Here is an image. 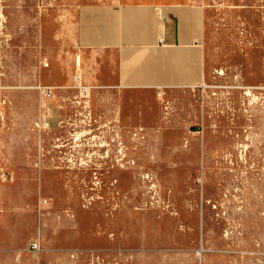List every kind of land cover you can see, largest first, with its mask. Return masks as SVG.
Segmentation results:
<instances>
[{
	"label": "rangeland",
	"instance_id": "374dc122",
	"mask_svg": "<svg viewBox=\"0 0 264 264\" xmlns=\"http://www.w3.org/2000/svg\"><path fill=\"white\" fill-rule=\"evenodd\" d=\"M118 1L0 0V264H264V0H205L206 80L121 110L60 34Z\"/></svg>",
	"mask_w": 264,
	"mask_h": 264
},
{
	"label": "crops",
	"instance_id": "0c3cea01",
	"mask_svg": "<svg viewBox=\"0 0 264 264\" xmlns=\"http://www.w3.org/2000/svg\"><path fill=\"white\" fill-rule=\"evenodd\" d=\"M71 12L66 9L61 17L64 25L60 23L65 49L78 51L77 67L82 57V83L114 93L120 110L161 91L195 89L210 74L204 44L205 0H120L85 4ZM2 97L0 89V199ZM2 223L0 213V248Z\"/></svg>",
	"mask_w": 264,
	"mask_h": 264
},
{
	"label": "built area",
	"instance_id": "2783aa9c",
	"mask_svg": "<svg viewBox=\"0 0 264 264\" xmlns=\"http://www.w3.org/2000/svg\"><path fill=\"white\" fill-rule=\"evenodd\" d=\"M77 81L80 84V88L83 89L82 90V93L83 92H87L88 87H85V86L84 87H81L82 80H81V77L80 76L77 78ZM39 88L41 89L42 93L45 94V95H47V96H49L53 92L52 89H51V87H39ZM38 247H39L38 246V243H33L32 244V248L33 249H37Z\"/></svg>",
	"mask_w": 264,
	"mask_h": 264
}]
</instances>
